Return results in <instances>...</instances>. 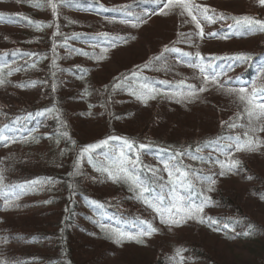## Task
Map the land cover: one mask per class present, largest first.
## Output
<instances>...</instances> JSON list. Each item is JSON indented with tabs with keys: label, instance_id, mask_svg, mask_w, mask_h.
I'll use <instances>...</instances> for the list:
<instances>
[{
	"label": "trees",
	"instance_id": "1",
	"mask_svg": "<svg viewBox=\"0 0 264 264\" xmlns=\"http://www.w3.org/2000/svg\"><path fill=\"white\" fill-rule=\"evenodd\" d=\"M5 1L8 0H0V4ZM18 2L19 6H26L30 13L18 9L0 11L6 17L0 20V26L17 30L8 36L5 33L7 31L0 29V43L9 41L8 44H0V88L1 85L10 84L14 88L13 92L3 90L6 96L0 98V149H4V145H22L23 142L40 137L42 130H49L53 134L51 136L58 137V153L52 150L46 160L57 163L58 169L50 174L36 173L38 167H28L30 171L27 172H34L30 178H14L13 174L23 172L21 164L25 163H20V156L13 160L0 159V176L4 177L0 200L7 202L11 196L14 200V195L20 193V186L52 189L57 185L59 189L54 191L56 194L52 195L48 203L59 206L55 221L58 225L54 230L47 231L45 228L35 229L37 227L16 230L10 224L7 229H0V246L4 243L17 246L26 244L34 250L33 254L29 253L28 260L19 264H264V259L260 257L247 261L222 255L210 248L201 235L203 232L219 234L227 242L239 240L246 234L264 240V215L260 212L256 216L254 212L258 206L264 205V175L250 171L243 161H239L231 170L220 167V163L227 165L236 160L237 155H233L235 149L243 153L256 146L264 151V114L255 110L250 115L251 106L247 104V97L251 96L253 88L257 92L255 103L264 104V40L261 39L260 45L243 52L199 53V56H196L197 52L185 49L189 44L184 48L173 44L164 45L149 58L151 62H142L145 65L150 63L147 67L139 63L120 76L109 80L105 78L106 84L98 86L91 80L96 56L112 55L129 45L131 36L147 18L164 16L176 10L177 14L193 21L194 33L203 37L202 28H197L202 20L198 12H194L193 0H173L168 7H165L168 0ZM53 3L56 4L55 13ZM185 4L188 7L182 6ZM231 18L226 19L227 24H221L211 31L217 34L216 39L228 41L258 36L261 31L264 33L259 26L249 29L243 21L237 23L239 18ZM221 21L225 19L221 18ZM102 34L109 39H105ZM113 37L123 39L112 40ZM165 48L169 51L165 52ZM172 48L178 51L172 52ZM73 51L79 52L83 58H89L77 65H63L62 56ZM180 52L189 53L190 56H180ZM241 55H247L250 59H234ZM172 62L199 77L201 89L212 85L208 89L215 90L216 97L212 101L222 100L216 101L215 108L218 107L219 111L213 110L219 113L221 121L213 125L211 130L208 129V115L214 118L212 108H207L206 113L197 114L193 120L175 119L166 127L160 115L151 114L141 127L143 119L136 122L129 119L132 116L128 114L133 108L120 105V93L127 97H137L140 91V96L148 94L142 88L144 84L154 90L152 93L155 92V96L144 102L146 105L143 107L159 95L171 98L176 93L196 92L194 85L181 81L180 75L177 77L171 72ZM242 66L245 68L240 72L227 74L232 68ZM116 84L120 87H114ZM241 88L245 89L244 100L240 99ZM31 92L34 97L28 95ZM48 95L58 108L52 103L47 105ZM75 97L76 101L83 97L92 99L90 109L86 105V112L92 109L96 117L101 118L99 122L103 124V130L90 139L77 136L71 127L69 115L65 114L67 105L61 108L63 99L70 102ZM231 97L234 98L231 102L226 101ZM227 104L236 106L232 114H228ZM48 109L53 111L49 112ZM86 112L84 110L81 115ZM58 125L61 133L60 128L54 132ZM123 125L130 130L124 129ZM112 137L134 141L137 149L140 143L146 146L139 150L140 163L132 169L143 185L150 189L144 193L145 197L159 204L156 198L164 196L161 207L170 206L173 194L183 198L185 207L201 205L204 196L209 197L211 203L204 204L203 211L193 213L191 218H182V214L177 215L173 209L171 214L164 215L162 221L157 211L138 198V189L130 190L128 183L113 182L106 172L97 170V160L103 162L105 153L121 147L122 142ZM105 140L108 144L101 145L92 153V164L88 162L87 156L80 155L85 146ZM127 154L131 159L136 158L135 149ZM77 161L79 167H76ZM165 163L170 167L174 165V171H187L188 177L182 178L180 172L176 171L173 179L178 182L169 183V174L164 170ZM73 172L77 174L72 175ZM226 175L245 181V185L236 187L228 184L225 189L221 188L217 180ZM201 177H211L215 183ZM28 180L33 181L30 183ZM71 184L75 185L74 189L69 188ZM0 212H5L1 203ZM174 219H180L181 222H171ZM141 221L151 224L156 231L140 235L141 231H148L147 224ZM177 227L188 231L186 237L176 239L171 229ZM113 229L135 236L136 239L125 238L118 243L117 237L111 232ZM151 246L155 247L154 252L150 251ZM4 261L9 264L8 260Z\"/></svg>",
	"mask_w": 264,
	"mask_h": 264
},
{
	"label": "rangeland",
	"instance_id": "2",
	"mask_svg": "<svg viewBox=\"0 0 264 264\" xmlns=\"http://www.w3.org/2000/svg\"><path fill=\"white\" fill-rule=\"evenodd\" d=\"M193 4L194 10H196L194 12H198L199 17L202 20L200 27L202 28L203 37H198V35L194 33L195 25L193 21L186 18L184 15L181 16L177 14L176 10H173L164 16L163 14L154 15L153 18H147L145 22L143 21L139 25L138 29H136L135 33L131 36L128 42L129 45L124 46L125 48L122 47L118 49V51L112 55L103 54V56H96L95 61L92 64L94 66V71L91 75L92 82L98 84V86L105 85V78L106 80H109L114 76L117 77L128 72L126 71L127 69H134L139 63L145 65V63L142 62H151V59L149 58H151L156 51L164 45L173 44L184 48L186 47L185 45L189 44L185 49L205 54L227 51L243 52L245 49H251L254 45H260L259 42L261 39L264 40L263 31H261L262 33L258 36L256 35L250 38H232L228 41H221L220 39H216V36L214 38L210 36L211 31H215L221 24H227L226 19L230 16H232V18L236 17L237 19L247 16L251 17L253 20L264 22V5H261L259 0H193ZM17 9L28 14L30 13L26 6H19L18 0H8L0 4V11L7 12ZM205 9L207 10L206 13ZM205 15L210 17L211 20L205 19ZM218 17L225 19V21L219 22L221 18ZM232 18L231 20H233ZM0 29L7 31L5 33L8 36L17 31L14 27L0 26ZM27 31L29 32L30 30H26V32ZM8 42L9 41H3L1 43L8 44ZM88 58L89 57L83 58L80 56L79 52L73 51L71 54L68 53L62 56V64L77 65L78 63L85 61L84 59ZM146 64L150 65V63ZM244 68L245 66L232 68L227 74L238 73ZM170 70L177 77L180 75L181 81L194 85L197 89L196 92L176 93L171 98H169L168 95H165L164 97L159 95L152 99L154 101L150 102L146 107H143L146 105L144 102L151 98L155 92L140 96V91V98H137L138 96L127 97L124 93H120V96L118 97L121 101L120 105L133 108L128 114V116H132V118L129 119H132V122L143 119L142 124L140 125L143 127V123L151 114L160 115L161 119L164 120L166 127L175 119H184L185 121L193 120L197 118V114L200 115L201 112L206 113L208 110L207 108H212L214 118H210L208 115V121L210 119V126L208 125V129L211 130L213 125L218 121H221L219 113L213 110L219 111L218 107L215 108L216 101H222L217 99L212 101V98L216 97V95H214L215 90L208 91L209 87L212 85L201 91V88L199 87L201 81L200 78L193 75L189 70H186L185 68L182 69L179 65L175 64V62L170 64ZM12 79H17V77H13ZM1 87L0 98L6 96L4 95L3 90L8 92H13L14 90L11 84L1 85ZM82 91H84V88H82ZM28 95L34 97L32 92ZM48 99L49 102L47 105L50 103L55 105L50 95H48ZM233 99L234 98L231 97L226 101L231 102ZM0 104H2L1 99ZM91 104L92 99H85L84 97L78 101H76L75 97L70 100V102L63 99L61 103V108H64L67 105V108H65V114L66 116L69 115L71 127L81 139H90L101 133L103 130V124L99 122L101 118L96 117V114L92 109L90 112H86V105L89 108ZM227 105L229 106L228 114H232L236 110V106L232 104ZM149 109H151L150 112H148ZM84 110L86 113L81 115V112ZM1 118L2 114H0V119ZM59 125L54 129V132L57 128H60ZM123 126L124 129L130 130L125 125ZM153 126L157 127L158 125ZM59 133H61V128ZM51 135L53 134H51L49 130H42L40 137L34 140L23 142L22 145L17 143L16 145L13 144L10 146L4 145L6 147L0 149V159L13 160L20 156V163H25L24 165L21 164L23 166V172L18 175L13 174L14 178L20 177L22 179H27L31 174H34L33 171L27 172L30 171L28 167H38L36 173L49 172L51 174L56 172L54 170L58 169V164L48 160L50 161L49 163L46 160L48 154L52 150L58 153V137ZM233 155H237L236 160L243 161L244 165H247L250 171H255L264 175V151L255 146L251 151L243 153H238L235 149ZM40 168H42V171H39ZM28 181L31 183L33 180ZM217 182H219L220 187L224 189L225 187H228V184L235 185L236 187H239L241 184L245 185V181L242 182L238 178H234L233 176L228 177L227 175L219 178ZM23 183H26V181H23ZM57 189H59L57 188V185L52 189L46 187L35 188V186H25L23 189L20 187V193L14 195V200L12 199V196L7 202L0 200L1 206L5 207V212H0V229H7L8 225L12 224L11 227L16 228V230H31L34 227H37L35 229L39 230H44V228L47 231L54 230L58 225L55 221L58 217L59 206L48 203V200H51L52 195L56 194L54 191ZM254 212L256 216L259 215L260 212L264 215V205L262 204L258 206ZM41 215L42 217H39ZM171 230H173L172 233L177 240L186 237V233L188 232L186 229H180V227ZM201 235L210 248L218 250L222 255L236 256L239 259L247 261L258 257L264 259V240L260 239L258 236L246 234L239 240L227 242L225 237L219 234L203 232ZM172 240H174V238ZM183 241L185 240H182L181 242ZM37 247L38 246L34 248L36 249ZM132 247L137 248L138 246L134 245ZM139 250L141 249L139 248ZM150 251L154 252L155 247L151 246ZM29 253L33 254L34 250L29 249L26 244L17 246L14 243H4L0 246V262L5 264L6 262L4 260L6 259L9 261V264L23 263L30 258Z\"/></svg>",
	"mask_w": 264,
	"mask_h": 264
},
{
	"label": "snow or ice",
	"instance_id": "3",
	"mask_svg": "<svg viewBox=\"0 0 264 264\" xmlns=\"http://www.w3.org/2000/svg\"><path fill=\"white\" fill-rule=\"evenodd\" d=\"M154 2H156V0H154ZM173 2V0H168V5H165V7H168L171 3ZM259 3L261 5H264V0H259ZM183 7H188V5H182ZM52 8L53 11L55 13V9H56V4L53 3L52 4ZM207 12V10L205 9V13ZM5 14L0 12V20H4ZM205 19H209L211 20L210 17H208L207 15H205L204 17ZM137 20L140 19V17H136ZM196 17L193 16V20H195ZM233 20H237L236 17L232 18ZM240 21H243V24L247 27H249V29L253 28V27H257L259 26V28H261L262 30H264V22H261L259 20H253L251 17H241L239 18V20H237V23H239ZM200 25L197 24V28H199ZM230 27H233L232 25H230ZM104 35L105 39H109L105 34ZM211 36H215L217 35L216 33H211ZM112 40H120L123 39L122 37H113L111 38ZM165 52L169 51L168 48H165L164 50ZM172 52H177L178 50L175 48L171 49ZM84 55H88V53H83ZM26 55H31V54H26ZM180 56H190L189 53H185V52H180L179 53ZM199 53H196V56H199ZM154 59L159 60L160 57H155ZM235 60L239 61V60H247L250 59L249 56L247 55H241V56H237L234 58ZM53 64L55 65V61H53ZM145 67H147V65H145ZM201 71H203V68H201ZM133 75H135V73H133ZM114 87H120L119 84L114 85ZM142 88L145 90L146 93L151 94L154 90L152 88L149 87L148 84H144L142 85ZM204 89L202 88L201 91H203ZM245 92V89L241 88L239 89V93H241L240 95V99L244 100L246 97L243 95V93ZM257 96V92L256 89L253 88L252 92H251V96L247 97V104L250 107V115L253 114V112L255 110H258L261 114H264V104H256L255 103V98ZM137 98H140L139 96ZM47 111L52 112L53 109H48ZM55 111H59L58 109H55ZM40 115H43L44 113H39ZM65 136H67V132L64 133ZM111 139H115V140H120L121 143V147L118 150H112L110 153H105L104 154V161L101 162L99 160L96 161V168L98 171L104 173L106 172L108 174V178L111 179L113 182H119V181H123L125 183H128L130 185V190H135L138 189L139 190V199H142L143 202L145 204H148L150 207H152L155 211H157L161 217H162V221H163V217L164 215L167 214H171L173 209H175V212L177 215L182 214V218L183 217H187V218H191L193 213H198V212H202L203 211V207L204 204L207 203H211L210 198L207 196H204L203 202L201 205L196 206V205H189L187 207L184 206L183 203V198L173 194L172 197H170V206L169 207H161L160 205L163 204L164 202V196H159L156 199L159 200V204L154 203L152 200L148 199L147 197L144 196V193H147L150 191V189L147 186H144L143 183L141 182L140 178L134 174L133 170L139 163V150L140 149H144L146 146L143 143H140L138 146V149L136 147V144L134 141H131L127 138H121V137H112ZM237 142H239V137L236 138ZM250 143V142H249ZM108 141H102L99 144L93 143V144H89L87 146H85L80 155L81 156H87L88 162L90 164L93 163V156L92 153L94 152V150L98 147H100L101 145H107ZM125 149L127 150V152L125 151ZM136 150V158L135 159H131L127 153L129 152H133V150ZM183 153H178L177 155H181ZM173 159H176V157H173ZM217 163H220L219 161H217ZM240 162L238 160H234V161H230L227 165L220 163V167L222 169H227V170H231L232 168L236 167ZM129 165H131V168L129 167ZM76 167H79V161H77ZM175 168V166L173 165L172 167L169 166L168 163H165L164 165V170L168 172L169 174V183L175 184L178 181L174 180L173 177L175 175L176 171L180 172V177L182 178H187L189 173L187 171H182L180 169H175V171L173 170ZM76 172H73L72 175H76ZM223 174V173H221ZM201 179L204 180H211V177H201ZM3 180L4 177L0 176V188H2L3 186ZM211 183L214 184L215 181L211 180ZM191 187V185H189ZM22 189L24 186H20ZM69 188L74 189L75 185L71 184L69 185ZM209 190H211V188H209ZM93 204H98V202L96 201H92ZM171 222L173 223H180L181 220L180 219H174ZM202 222V221H201ZM142 224H147V228L148 231H141L140 235H148L151 232H155L156 229L153 228L151 226V224H148L146 221H141ZM112 234L115 235L117 237V242L119 243L120 240L122 239H136L135 236H132L130 234H125L123 232H118L116 230H111ZM0 264H2V262H0Z\"/></svg>",
	"mask_w": 264,
	"mask_h": 264
}]
</instances>
